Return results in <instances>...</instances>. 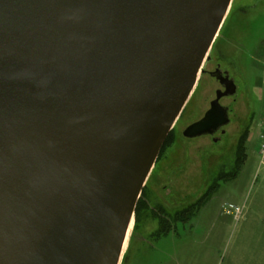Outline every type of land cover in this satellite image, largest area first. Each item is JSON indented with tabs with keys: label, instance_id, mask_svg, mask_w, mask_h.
<instances>
[{
	"label": "water",
	"instance_id": "1",
	"mask_svg": "<svg viewBox=\"0 0 264 264\" xmlns=\"http://www.w3.org/2000/svg\"><path fill=\"white\" fill-rule=\"evenodd\" d=\"M233 0H0V264H120ZM223 91L185 139L228 126ZM220 138H214L217 142Z\"/></svg>",
	"mask_w": 264,
	"mask_h": 264
},
{
	"label": "rangeland",
	"instance_id": "2",
	"mask_svg": "<svg viewBox=\"0 0 264 264\" xmlns=\"http://www.w3.org/2000/svg\"><path fill=\"white\" fill-rule=\"evenodd\" d=\"M228 15L233 18L212 47L210 62L203 64L204 72L174 126L171 144L144 189L136 230L132 233L133 221L123 250L125 264H245L247 259L251 264L252 257L264 254V229L250 226L246 219L248 209L264 210V193L255 185L264 178V168L254 173L252 162L235 180L219 184L193 218L175 222L163 232V224L190 208L217 177L229 175L250 119L245 145L249 154L264 130V0H233ZM217 63L236 86V96L219 101L228 109L230 122L223 135L185 139L184 129L203 117L220 90L208 75ZM214 138L220 139L214 142ZM230 205L242 207L237 220Z\"/></svg>",
	"mask_w": 264,
	"mask_h": 264
},
{
	"label": "trees",
	"instance_id": "3",
	"mask_svg": "<svg viewBox=\"0 0 264 264\" xmlns=\"http://www.w3.org/2000/svg\"><path fill=\"white\" fill-rule=\"evenodd\" d=\"M228 16L229 17H226V20H225V22L223 24V27H222V29L219 32V35H221L220 33H222L225 30L228 22L230 21V19L232 17L230 15H228ZM246 128L247 129L240 136V139L238 141V146H237V149H236V154L234 156L233 168L229 172V175L223 176V177H217L216 180H215V182L213 183L215 185L210 186L203 193V195L193 205H191L190 208L186 209L185 211L178 212L173 217V220L170 221V224H163V226H165L164 228H166L165 229L166 232L163 231L164 234L167 233V230L169 228L171 230L173 223H175V222L184 223V222H187L188 220H190L191 218H193L195 216V214L198 213L200 211V209L202 207H204L209 202V200L212 198V196L214 195V193L218 190L219 184H222V183H225V182H229V181H233V180L236 179V177L238 176L239 172L241 171V169H242V167H243V165H244V163L246 161V151H245L246 148H245V145H246V142H247L249 133H250L251 119H250L249 125ZM173 130H174V128L171 130V132L167 136V138H166V140H165V142H164V144H163V146H162V148L160 150L158 159H160L162 153L165 151V149L167 148V146L169 145V143L171 144V136L173 134ZM143 192H144V188L142 190L141 197L139 198V200L137 201V204H136V208H135V212H134V226H133L132 233L136 230V227H137V220H138V216H139V213L138 212H140L139 210H141V207H142V195H143ZM184 214L187 215L185 218H184ZM127 252H128V250H127ZM127 252H126V254H127ZM125 257H126V255L123 256V259H125Z\"/></svg>",
	"mask_w": 264,
	"mask_h": 264
},
{
	"label": "crops",
	"instance_id": "4",
	"mask_svg": "<svg viewBox=\"0 0 264 264\" xmlns=\"http://www.w3.org/2000/svg\"><path fill=\"white\" fill-rule=\"evenodd\" d=\"M260 135V133H259ZM259 135L257 137V146L255 147V150L252 151L250 154L248 153V151H246V161L242 167L241 172L243 173L244 170H246V168L248 169V163L252 162V165H255L254 169V173H259L262 170V167H259V163H258V156H257V148H258V138ZM252 169V168H251ZM256 171V172H255ZM255 185L257 186V188H259V192L262 194L264 193V178H261L259 181L256 180L255 181ZM246 219H249V225H253L256 224L257 226L261 227L262 229H264V210L259 211V210H255L253 212H251L250 209H248V212L246 214ZM249 261V259H247ZM248 261L245 263L247 264ZM252 263L251 264H264V254L261 255L258 258H251Z\"/></svg>",
	"mask_w": 264,
	"mask_h": 264
},
{
	"label": "built area",
	"instance_id": "5",
	"mask_svg": "<svg viewBox=\"0 0 264 264\" xmlns=\"http://www.w3.org/2000/svg\"><path fill=\"white\" fill-rule=\"evenodd\" d=\"M257 154H258L259 167L264 168V130L263 133L260 134L258 138ZM229 208L233 209L234 218L237 220L241 215L242 207H233L230 205Z\"/></svg>",
	"mask_w": 264,
	"mask_h": 264
},
{
	"label": "flooded vegetation",
	"instance_id": "6",
	"mask_svg": "<svg viewBox=\"0 0 264 264\" xmlns=\"http://www.w3.org/2000/svg\"><path fill=\"white\" fill-rule=\"evenodd\" d=\"M209 62H210V61L208 60L206 63H209ZM216 70H219V71L223 74V76H224V73H227L229 79H231V80L234 82V79L231 77L230 73H229L228 71L223 70V69L221 68V64H220V63H217V64L215 65V68H214V70H213L212 72H214V71H216ZM212 72H208V75H209L210 73H212ZM212 79H213V78H212ZM213 80L219 85V83H218L215 79H213ZM234 84H235V82H234ZM219 87H220V85H219ZM220 90L223 91V88L220 87ZM216 91H217V90H216ZM216 91H215V92H216ZM234 96H236V94H235ZM234 96H232V97H234ZM225 98H229V97H225ZM230 98H231V97H230ZM222 99H224V98H222ZM222 99H221V100H222ZM224 108L227 109L226 107H224ZM227 113H228V109H227ZM218 132L220 133L221 130L217 131L216 133H218ZM158 157H159V156H158ZM157 159H158V158H157ZM159 160H160V159L156 160V162H155V164H154V167H153V169H152V172H151V174H150V176H149V178H148V180H147V182H146V185H145L144 189L147 187L151 175L154 173V171H155L156 168L158 167V165H159ZM142 196H143V195H142ZM125 261H126V260L123 259L122 262H121V264H125V263H124Z\"/></svg>",
	"mask_w": 264,
	"mask_h": 264
},
{
	"label": "bare ground",
	"instance_id": "7",
	"mask_svg": "<svg viewBox=\"0 0 264 264\" xmlns=\"http://www.w3.org/2000/svg\"><path fill=\"white\" fill-rule=\"evenodd\" d=\"M222 27H223V26H222ZM221 29H222V28H221ZM218 36H219V35H218ZM217 38H218V37H217ZM217 38H216V40H217ZM216 40H215V42H216ZM215 42H214V43H215ZM128 233H129V232H128ZM126 240H127V238H126ZM126 242H127V241H125V243H124V248H125ZM123 250H124V249H123Z\"/></svg>",
	"mask_w": 264,
	"mask_h": 264
}]
</instances>
